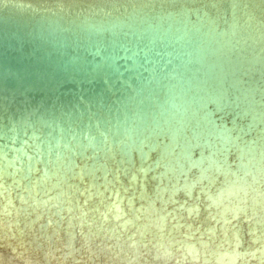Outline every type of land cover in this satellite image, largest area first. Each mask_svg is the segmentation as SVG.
<instances>
[{"label": "bare ground", "instance_id": "6f19581e", "mask_svg": "<svg viewBox=\"0 0 264 264\" xmlns=\"http://www.w3.org/2000/svg\"><path fill=\"white\" fill-rule=\"evenodd\" d=\"M0 264H264V0H0Z\"/></svg>", "mask_w": 264, "mask_h": 264}]
</instances>
